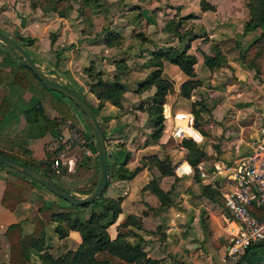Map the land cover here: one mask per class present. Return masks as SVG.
<instances>
[{
	"label": "crops",
	"instance_id": "crops-1",
	"mask_svg": "<svg viewBox=\"0 0 264 264\" xmlns=\"http://www.w3.org/2000/svg\"><path fill=\"white\" fill-rule=\"evenodd\" d=\"M20 1L21 0H0V14L3 15L8 13L9 4L15 5L16 3L19 5ZM31 5L37 9L39 8L34 5V3ZM21 8L22 6H20V9ZM58 17H60V19L67 20L64 16ZM45 18L46 17L44 15H41L35 20L36 23L42 25L43 27V30L40 33L34 28V23L26 25L25 29H29L30 33H28V35L30 34V37L32 38V43L30 46L27 45V48L31 51L32 57H36H33V59L42 70L47 67L49 73L44 72L45 70L43 72L47 76L50 75V77L48 76L49 78L61 84H66L72 88H74V86H72L73 84L81 87V90H77H79L91 103V105L97 109V117L105 133L107 153L109 152L110 147L108 145V141L113 140L114 143L112 148L115 150L117 157L121 158V152L118 150L122 151L125 149L126 151L132 152L131 156L129 153L126 155V161H128V158H134L138 154L144 152H148V155L155 153L160 158H168L170 161L168 155H162L163 149L162 151L158 149L162 148L163 143H165L168 138L176 139L177 136H182L181 138L183 139L188 138L187 136H189V138H192L198 144L203 136L206 135V131L202 127L198 125V128H196L192 124L194 117L192 113V102L194 99H191L190 97L194 96L197 87L202 85V77L197 75L199 74V71L196 69L198 61H200L201 58L195 52L193 53L196 55L197 61L196 64H194V70L196 72V76L201 80V85L192 90L190 97H185L180 94V85L188 78V76L178 65L169 62L166 59H162L163 63L161 74L163 77L172 81L173 90L166 93L165 100L161 104L160 114L162 117L163 128L160 137L157 140H153L150 132L152 131L151 128H153V117L145 108L146 104H144L143 107L140 106L141 102H138L137 99L138 96H140L146 89L140 88L139 82L135 88L133 86L127 87L123 82L125 79H123V81L120 80L124 86V91L122 93L123 96L119 106L108 99L98 98L91 90L90 85L94 83L96 78L99 76L104 81L112 79L105 76V70L96 69L94 65H90L88 67L81 66L82 69L78 70V68H80L78 67V62L70 58L69 52L64 50V52L59 54L58 51H54L57 49L56 46L59 45L60 35L53 40L51 39V30L48 29V26L53 22V20L47 21ZM42 19L45 20L41 21ZM98 19L99 18L97 17L94 20ZM12 22L16 23L17 21ZM102 25V23L99 24V30L102 28ZM110 26L111 27L106 30L103 36L93 35V37L89 34L84 35L81 33L83 39L81 46L78 47L84 54L83 56H80L81 60L85 55H87L89 61H94L95 63V60L99 59L97 57V48L100 44L103 45L102 48H106L105 50H112L113 46H111L112 43H110V41L112 39L114 25ZM0 28L7 34L16 38L13 32L6 28L2 22H0ZM83 28L84 26L80 28V31L83 30ZM115 32L121 34L119 31L115 30ZM245 34L246 38L250 36L253 37V35L256 34L258 36L260 34V30H248ZM21 35L27 36L23 33ZM86 45H92L94 49H91V47L89 49ZM0 46L7 45L0 40ZM203 51L208 54L205 50ZM10 52H12L17 58L18 63H9L8 61L3 62L5 55L0 52V70L6 72L8 74V78H10L8 86L0 84V105L2 103H7L9 108L8 113L0 120L4 122V125L2 126L3 129H0V150L23 159L36 161L39 169L43 172V169L47 170V167H49V164L54 158H66L67 160H63L61 169L65 167L67 171L71 173L75 163L80 161H77V159H85L86 156L83 155V153H80L79 155L76 154L77 156L74 155V153H70L69 155L68 151H66V147L69 144L65 143V141L70 136V130H68L64 124L65 120L70 118L60 113V111L52 105L51 97L60 100L62 104L66 105L71 113L75 115L73 108L71 107L69 101L62 97L63 95L45 91L42 84L38 80H32L27 87H22L15 78L19 69V58L11 49ZM124 59L127 63L128 60L125 57ZM239 61V58L229 57L227 59V64L232 67L236 66L239 68L241 67V62ZM114 63L116 62H111V67L106 69V71L110 73L114 72L113 75L118 72H116L113 67ZM49 67H51V70ZM244 67L245 65L242 63V74L244 69L247 68ZM207 68H203L201 72L202 75L206 72L210 73L208 71H211V69L208 68V70ZM149 70H151V65L139 70V73L147 74L148 72L150 73ZM98 72L99 74L97 75ZM120 76H122V74H120ZM259 82L261 85L264 84V81L262 80ZM151 92L153 94L154 91ZM125 103L127 104L126 108ZM205 106L207 109L208 106ZM131 109L132 112L130 111ZM202 111L203 110H200L199 113L201 114ZM135 112H137L139 120L143 118L149 119V127L147 130L150 133V137L148 141H142L143 138H140L138 144L134 146L129 144V139L119 137H124V134L130 135L132 129L127 125V123L136 115ZM242 112H245V110ZM185 114L190 116L189 122L192 128L199 133V138L187 133L186 131L180 130L182 126L180 121L177 119L178 116H180L181 119ZM104 120H106V123ZM71 121L74 122L73 120ZM253 122L254 120L251 117V119L246 120L245 124L251 126ZM112 123L114 125L109 128L106 127V125ZM203 123L205 124L206 122L204 121ZM261 124H258L255 130L250 133L251 140L245 141V143L247 142L250 144L249 147L247 146L248 152L245 155L254 153L257 141L261 136ZM174 129H179V134H175L173 131ZM189 130L191 131L190 128ZM114 133H119L120 136H112ZM110 137L113 139H110ZM144 138L146 139L147 137ZM118 141L126 142L123 144L122 149L120 146H114ZM93 147V143H91L90 149H93ZM186 153L177 165H172L170 161L174 170L173 174H162L158 169L159 173H155L158 185L164 192L167 193L164 205L166 208L164 210H148L146 203L142 199V192L144 190H148L150 193L145 200H147L150 206H152V203H154V199H152L154 197L153 195L158 196L151 191L150 188L146 187L150 180L156 178L153 172L154 169L148 167V164L147 166H143L130 178L123 176L116 177L115 182L120 187L118 189L119 193H116L115 195L112 194L108 196V198L119 200L120 211L114 217L110 212L105 219L106 229L110 238H115L119 232L122 222L129 215H133L141 222V226L138 227L134 224L128 223L126 228L132 232H130L131 236L128 237L127 240L134 243L137 239L136 235H139L142 240V249L148 256L157 258L159 260V264H173L171 262L172 257L177 260L175 262L176 264H264V244H261L262 247L256 249L254 252L249 253L251 251L249 250L245 256H243L244 251H240L238 254L233 255L234 257L229 256L230 254L228 253V249L232 242L229 238V226H231V223L228 219V215L224 214L222 210H217V204L214 200L203 193V188L207 185L219 193L218 196L222 198L224 203L222 195V190H224V188L220 189L221 185L219 184L220 181H218V179L217 181H214L216 180V177L220 179L221 174H216L212 180H210V178H202L201 176H197L198 179H196L194 173L197 169L188 162L186 159ZM124 154L126 153L124 152ZM107 162L108 167V158ZM199 164H203L206 170H215V164L222 167L223 165H228L230 163L214 159V162L211 163L210 166H206L203 159L200 158V160L196 163V166ZM180 165H183L182 170L185 171L184 174L176 170V168ZM185 165L188 166L186 170L184 168ZM170 177H174V185H176V182L183 185L184 182L186 187L191 186V188L199 187V182H201V193L200 195H197V200L204 206L203 211H206L204 213H200L194 206H192L194 211L191 212L190 209L186 207L189 206V203L185 201L183 202V205L175 202L172 203L173 198L171 191L169 194V190L166 188L168 187L167 185H170L172 182ZM178 177L181 180H178ZM8 180L12 183V187L22 186L24 188L25 183H28V186L30 185V188L28 187V193L24 191L25 188L23 189L24 193L22 196H26L25 200L19 202L14 210H10L2 204V197L6 191ZM112 185L113 183L110 182L109 178L105 188L110 189L113 187ZM148 191L145 193H148ZM202 197L204 198V202L202 201ZM61 200L64 199L54 194L43 185H39L38 182L30 179L20 170L0 165V264H11V248L7 236V230L9 225L13 223H19L21 225V236L24 237L34 232V227L38 220L45 221V226L41 227L38 234L39 240L36 243L33 242L27 245L21 264H41V255L44 252H48L52 256L57 257L67 250L76 249L79 246L81 243V235L77 229L69 228L63 236H60L55 229L58 222L54 219L53 213L69 209L75 210V207H70L68 205V201L65 200L63 202ZM50 204L56 205L59 209H54L47 213L46 210L50 209ZM185 208H187V210ZM253 210L258 215H262V211L259 208L253 206ZM51 229H53L57 237V240L54 241L53 245L47 244L46 238L43 235L45 231L50 232ZM68 245L70 246L68 247ZM53 251H57L58 254H55ZM101 254L103 253H97V255L100 256ZM110 260L115 262V259L113 258Z\"/></svg>",
	"mask_w": 264,
	"mask_h": 264
},
{
	"label": "rangeland",
	"instance_id": "rangeland-1",
	"mask_svg": "<svg viewBox=\"0 0 264 264\" xmlns=\"http://www.w3.org/2000/svg\"><path fill=\"white\" fill-rule=\"evenodd\" d=\"M27 1L21 0L19 5L16 3L15 5L9 4V12L3 15L0 14V22L12 31L16 38L23 37L26 43V38L30 37V34L28 35L30 32L25 27L31 23H34V28L40 33L43 27L36 23L35 20L41 15H44L47 21L53 20L48 26V29L51 30V39L53 40L60 35L59 45L56 46L57 49L54 51H58L59 54L64 52V50L69 52L70 58L78 62V67H80L78 70H81L82 67L94 65L96 69L105 70V76L109 79L113 80L117 78L119 81L125 79L123 82L127 87L133 86L135 88L138 82L146 79L149 72L147 74H140L139 70L150 65L152 60L154 61V53L161 51V49L168 50V47L178 49L187 48L189 50L188 52H195L201 58L198 61L196 69L199 71L197 75L202 77V85L197 87L195 95L190 97L194 99L193 102L195 103V111L192 112L194 116L192 124L196 128L199 125L206 131V135L198 142L199 148L195 152H199V155L201 153V159H203L206 166H210L214 162V159L231 163L247 154V146L249 147L250 144L245 143V141L251 140L250 133L255 130L258 124L260 125L264 122V84L261 85L259 82L261 80L264 81V38L258 40L257 34L253 35V37L246 38V31L244 30V23L249 19L250 15L247 3L257 4L258 0H207L214 5V9L207 10L201 9V0ZM32 3L39 8L33 7L31 5ZM20 6H22L21 9ZM58 16H64L67 20L60 19ZM97 17L99 19L94 20ZM12 21L17 22L13 23ZM100 23L103 25L99 30ZM110 25H114L112 39L110 41L112 43L111 46H113L112 50H105L106 48H102L103 45L100 44L97 48V57L99 59H96L95 63L94 61H89L87 55L81 60L80 56L84 55L81 49L78 48L81 46L83 39L81 33L91 36H103L106 30L111 27ZM82 26L84 28L80 31ZM0 30L4 31L1 28ZM115 30L121 34L115 32ZM257 30H260V28H257ZM22 33L27 36L21 35ZM27 45L30 46L31 44ZM86 46L89 49L90 47L94 49L92 45ZM203 50L211 57L214 65L211 71L205 64L203 55L206 53ZM0 52L5 55L3 62L18 63L17 58L10 52L9 47L0 46ZM124 57L128 60L127 63ZM229 57L239 58L241 67L237 68L236 66L232 67L228 65L227 59ZM113 61L116 62L113 64V67L116 72L118 71L115 75H113L114 72L110 73L106 71L108 67H111L110 63ZM242 63L247 67L244 69L243 74ZM153 68L151 66V70ZM203 68H207L210 73L206 72L202 75ZM43 71L49 73L47 67ZM48 76L50 77V75ZM3 79L4 82L1 85L8 86L10 82L8 74ZM20 85L24 87L21 83ZM72 86L75 89L81 90V87L76 84ZM144 89L146 90L137 98L138 102L148 101L152 94L151 91L155 90V86L151 85ZM52 93L61 95L57 91H52ZM64 98L68 100L66 97ZM68 101L75 112L77 123L64 124L70 130V136L65 141V143L69 144L66 147V151H68L69 155L70 153H74V155L83 153L86 157L85 159H77V161H80L75 163L71 173L65 167L60 169L59 172H54L51 170L50 164L47 170H43L71 192L78 196H84L96 186L99 180L97 150L94 135L86 116L72 101ZM205 105L208 106L207 109ZM126 106L127 104L125 103V108ZM132 109L130 110L131 112ZM8 110L7 103L0 105V120L8 113ZM199 110H203L201 114L198 112ZM243 110L245 112H242ZM135 114L127 123L132 129L130 135L124 134V137H119L129 139V144L134 146L138 144L140 138H143L142 141H148L150 137V133L147 130L149 127V119L143 118L139 120L137 112ZM251 117L254 122L251 126H248L245 122L251 119ZM189 119L190 116L185 114L181 119L178 116L177 120L187 130L190 128L192 133H198L192 128ZM204 121L206 122L205 124L203 123ZM104 122L106 123V120ZM3 125L4 122L0 121V129H3ZM112 125L114 124L106 125V127L109 128ZM151 129L153 131V128ZM73 131L77 132V134L73 135ZM112 136H120V134L114 133ZM144 137L147 138L145 139ZM181 137L177 136L176 139L168 138L163 143L162 148H158L161 151L163 149L162 155L169 156L172 165H177L186 153L185 147H182L183 145L181 144ZM110 139L113 138L110 137ZM91 143H93V149H90ZM113 143V140L108 141V145L110 146L108 152V179L110 178L113 187L110 189L105 188L102 194L99 195L105 198L119 193L118 189L120 187L116 184L115 179L120 175L121 170L126 169L124 172L129 173L134 171L139 165L147 166V160L145 158L148 152L140 153L134 158H128V161H126V155L129 153L131 156L132 152L126 151L125 149L122 151L118 150L121 152V158H119L112 148ZM125 143L118 141L114 146H120L122 149ZM201 166L205 169L203 164ZM150 168L154 169V176L159 173L156 167L151 166ZM184 168H187V166H184ZM195 168L197 171L194 174L196 179H198L197 176H200L199 165ZM170 179L172 182L166 188H168L169 194L171 191L172 203L175 202L183 205L185 201L189 203V206L186 207L191 212L194 211L192 206L200 213L206 211H203L204 206L197 200V195L201 193V182H199V187L191 188V186L186 187L184 182L183 185L178 182L174 185V177H170ZM217 179L221 185V177L220 179L216 177L214 181H217ZM178 180L181 179L178 177ZM38 184L41 185L40 183ZM146 191L144 190L141 196L148 210L157 209L160 211L166 208L164 207L165 201L153 194L154 197L152 199H154V203L150 202L153 204L150 206L149 202L145 200L150 192L145 193ZM203 199L202 197V201L204 202ZM213 200L217 204V210H222L224 214L228 215L222 198L216 195ZM61 201L64 202L65 200ZM54 209L59 208L54 204H50V209H47L46 212L48 213ZM185 209L187 210V208ZM93 210L99 211L101 207L89 204L86 207L76 206L75 210L72 209L75 215L82 220L86 219ZM126 220L130 219L126 218L122 222L119 232L126 233L125 238L127 240L131 236L130 232L132 231L126 228ZM19 226L21 234V225L19 224ZM43 235L49 245H53L54 241L57 240L53 229L50 232L45 231ZM136 237L137 239L134 243L139 240L142 243L141 237L139 235H136ZM260 247L262 245L253 246L249 253L254 252ZM53 252L58 254L57 251ZM236 254L238 253L234 255ZM171 260L173 264H176L175 262L177 260L175 258L172 257ZM20 262L22 263V260Z\"/></svg>",
	"mask_w": 264,
	"mask_h": 264
},
{
	"label": "trees",
	"instance_id": "trees-1",
	"mask_svg": "<svg viewBox=\"0 0 264 264\" xmlns=\"http://www.w3.org/2000/svg\"><path fill=\"white\" fill-rule=\"evenodd\" d=\"M200 6L202 10L214 9V5L207 0H201ZM247 7L250 15L249 19L244 23V30L248 31L260 28V34L257 36V38L258 40H262L264 38V0H258L257 4L247 3ZM15 39L24 47H26L30 54H32L31 51L27 48V44L32 43L31 37L26 38V43L24 42L23 37ZM167 49L168 50L161 49V51L154 53V61L152 60L150 65L155 69L153 68V70L150 71L145 80L139 82L140 88H148L151 85L155 86V90L150 99L148 101H143L140 104V106L142 107L144 106V104H146L145 108L153 117V131L151 132V137L153 140H157L160 137L163 128L162 117L160 114L161 104L165 100L166 93L173 90L172 81L163 77L161 74L163 63L162 59H166L169 62L178 65L180 69L188 76V78L185 79L180 85V94L185 97H190L192 90L201 85V80L196 76V72L194 70V64L197 61L196 55L188 52L187 48L178 49L168 47ZM203 56L205 64L208 66V68L212 69L214 65L211 61L210 55L204 54ZM17 57L19 58L20 64L15 78L19 83H21L24 87H27L32 82V80H38L42 84L45 91L49 93H52V91H54L43 85V83L36 77L32 70L21 61L20 57ZM98 74L99 72L97 73V75ZM5 75H7V73L0 70V84L4 82L3 78ZM90 88L98 98L108 99L114 104L118 106L120 105L124 86L117 78L104 81L99 76L96 78V81L90 85ZM63 96L66 97L65 95ZM66 98L72 101L68 97ZM51 103L56 109H58V111H60V113H62L66 117H69L74 122L77 121L76 116L72 114L68 107L62 104L60 100L51 97ZM194 106L195 103L192 102L193 112L195 111ZM93 108L95 113L97 114V109L95 107ZM203 108L205 109V107ZM194 136L198 138V133H195ZM181 144L187 149L186 159L191 165L196 167V163L201 158V153L199 155V152H195L196 149L199 148L198 144L189 137L183 138ZM0 155L11 156L26 163H30L39 169L37 162L34 160L23 159L2 150H0ZM145 160H147L148 167H156L162 174H173L174 172L168 158L162 159L157 154L153 153L147 155ZM1 165L7 166L5 164ZM143 166L145 165L138 166L134 171L129 173L124 172L126 169L121 170L120 175L118 176L130 178ZM26 176L29 177L28 175ZM29 186L28 183H25L24 191H26L27 193L30 188ZM146 187L150 188L151 191H153L164 201L166 200L165 198L167 197V193L160 188L157 178H153L152 180H150ZM24 188L22 186L12 187V183L8 180L6 191L4 192V195L2 197V204L10 210H14L17 204L25 200L26 198V196H22V194L24 193ZM203 193L212 199H214L216 194L219 195L217 191L211 189L207 185L204 186ZM67 203L70 207L87 206L89 204H93L95 206H100L101 210H93L84 220L76 216L72 209L57 211L53 213L54 219L58 222L55 226V229L59 233V235H65L67 232L66 230L69 228L77 229L81 235V243L76 249H69L57 257L52 256L48 252H44L41 255V264H159L158 259H153L147 256L146 252L142 249V243L140 240L135 243H131L126 240V233L123 234L120 232H118L115 238H110L106 229L105 219L110 212L112 213L113 217L118 214V212L120 211L119 200L99 196L97 199L84 205H74L69 202ZM127 218L130 220H126L125 225L131 223L138 227L141 226V222L136 218V216L129 215ZM43 226H45V221L38 220L36 222L34 232L21 238L19 223H13L9 225L7 236L11 248V264L21 263L20 261L22 260V257L26 251V245H28V243H36L39 240L38 234L41 230V227ZM261 244H264V241L246 247L243 256H245L249 252V250L253 248V246ZM98 252L107 253H103L104 255L100 256L97 255ZM111 258L115 259V262L111 261Z\"/></svg>",
	"mask_w": 264,
	"mask_h": 264
},
{
	"label": "built area",
	"instance_id": "built-area-1",
	"mask_svg": "<svg viewBox=\"0 0 264 264\" xmlns=\"http://www.w3.org/2000/svg\"><path fill=\"white\" fill-rule=\"evenodd\" d=\"M65 123L72 121L67 119ZM173 131L175 134L180 132L179 129ZM260 132L254 153L222 167L215 164V170H206L199 164V175L202 178L212 180L216 174H221L220 189L224 188L222 195L231 223L229 238L232 243L228 249L231 256L264 241V122ZM76 134L73 131V135ZM64 159L54 158L50 163L51 170L59 172ZM253 206L262 211L261 216L255 213Z\"/></svg>",
	"mask_w": 264,
	"mask_h": 264
},
{
	"label": "water",
	"instance_id": "water-1",
	"mask_svg": "<svg viewBox=\"0 0 264 264\" xmlns=\"http://www.w3.org/2000/svg\"><path fill=\"white\" fill-rule=\"evenodd\" d=\"M0 40L4 42L17 56L20 57L21 61L32 70V72L43 83V85L71 99L86 116L94 135V141L97 150L99 180L96 186L88 194L84 196H78L30 163H26L11 156L0 155V165L5 164L9 167L20 170L34 181L40 183L45 188L49 189L54 194L71 204L84 205L95 200L103 192L108 182V153L106 148L105 133L101 127L93 106L79 90L49 78L43 72L41 67L34 61L32 55L26 49V47L20 44L13 36L0 30Z\"/></svg>",
	"mask_w": 264,
	"mask_h": 264
},
{
	"label": "bare ground",
	"instance_id": "bare-ground-1",
	"mask_svg": "<svg viewBox=\"0 0 264 264\" xmlns=\"http://www.w3.org/2000/svg\"><path fill=\"white\" fill-rule=\"evenodd\" d=\"M180 130L186 131L187 133H189V134H191V135H194V133H192L191 131L187 130L184 126H182V128H181ZM182 166H183V165H180V166L178 167V172L184 174L185 171L182 170ZM186 169H187V168H185V170H186Z\"/></svg>",
	"mask_w": 264,
	"mask_h": 264
}]
</instances>
